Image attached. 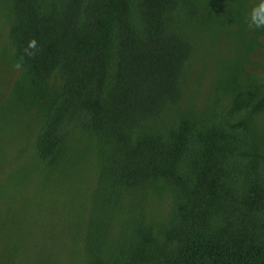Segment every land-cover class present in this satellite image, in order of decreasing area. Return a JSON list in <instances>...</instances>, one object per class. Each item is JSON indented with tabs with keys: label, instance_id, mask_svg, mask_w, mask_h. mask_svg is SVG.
Listing matches in <instances>:
<instances>
[{
	"label": "trees",
	"instance_id": "obj_1",
	"mask_svg": "<svg viewBox=\"0 0 264 264\" xmlns=\"http://www.w3.org/2000/svg\"><path fill=\"white\" fill-rule=\"evenodd\" d=\"M258 2L0 0V264H264Z\"/></svg>",
	"mask_w": 264,
	"mask_h": 264
},
{
	"label": "clouds",
	"instance_id": "obj_2",
	"mask_svg": "<svg viewBox=\"0 0 264 264\" xmlns=\"http://www.w3.org/2000/svg\"><path fill=\"white\" fill-rule=\"evenodd\" d=\"M249 27L264 29V0H259L255 4L249 13ZM38 44L35 38L30 39L27 42V47L23 49V52L26 56L32 57L35 55ZM19 67V65H17Z\"/></svg>",
	"mask_w": 264,
	"mask_h": 264
}]
</instances>
